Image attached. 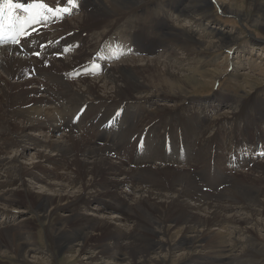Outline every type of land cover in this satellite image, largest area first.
<instances>
[{"label":"bare ground","instance_id":"1","mask_svg":"<svg viewBox=\"0 0 264 264\" xmlns=\"http://www.w3.org/2000/svg\"><path fill=\"white\" fill-rule=\"evenodd\" d=\"M234 1L239 6L248 0ZM134 3L141 12L158 8L157 0L86 2L73 24L65 21L62 25V35L74 31L67 38L79 37L82 43L70 56L30 57L14 45L0 47V214L8 217V208L22 204L26 197L38 218L46 221V236L58 252L81 245L82 251H96L97 258L113 257L126 264H261L264 245L258 241L264 242V236L257 234V227L261 224L264 228V193L254 182L264 181L263 160L250 171L228 176L226 182L232 178L228 185L211 193L197 182L195 166L162 167L144 162L132 168L114 158L140 128L161 116H165V125L181 124L184 116L186 121L201 118L199 110H193L194 102L191 106L183 100L163 97L159 103V99L148 96L150 86L158 81H164L165 86L179 84L177 76L168 74L165 67L157 79H150L146 85L142 82L145 74L158 71L159 63L151 60L141 65L117 63L95 78L79 81L62 78V72L85 62L100 45L95 35L103 40L112 36L114 30L123 29L124 24H133L127 21L131 16L120 15V9ZM260 5L261 2H256L250 8L253 12L247 14L246 19L254 26H264V15L254 16ZM237 10L230 6L228 11L241 15L242 11ZM145 17L150 23L139 22L137 27L154 25L151 37L158 36L163 48L167 47L162 43L163 33L169 28L167 16ZM81 27L88 30L86 37ZM188 74L187 81L191 83L196 74ZM124 101L132 107L148 103L151 108L147 112L144 107L147 115L142 116L140 123L132 122L117 141L101 143L98 133L106 116L104 108ZM83 104H88L87 125L94 130L88 135L81 134L80 128L67 131L69 117ZM257 107L247 103L235 117L236 122L228 126L230 130L264 122V110ZM51 109L54 115H49ZM136 116L134 113L131 119ZM220 118L228 119L223 122ZM220 118L213 117L206 130L232 122V118ZM57 132L65 133L63 141L50 137ZM207 141L205 137L197 160L202 161L211 152L212 146L206 145ZM14 147L21 155H9L8 151ZM30 148H34V154L32 163L26 167L18 159ZM202 170L199 167L198 172ZM162 172L171 175L167 184L156 180ZM35 184H39V189H35ZM93 203L98 205L96 213H87L85 209ZM104 209L116 210L122 217L97 214ZM232 209L243 213L228 214ZM127 218L133 220L131 225L124 223ZM33 219L34 216L0 224V254L23 262H29L31 257L34 264H54V255L49 250L45 254L34 244V232L29 226ZM213 226L226 228L229 233L211 234ZM234 232L237 236L230 235L232 246L227 236L229 239ZM244 242H250L251 246L242 247ZM237 247L244 252L234 258L236 254L232 252ZM180 249L183 252L176 257L173 252ZM40 252L41 256H35Z\"/></svg>","mask_w":264,"mask_h":264},{"label":"rangeland","instance_id":"2","mask_svg":"<svg viewBox=\"0 0 264 264\" xmlns=\"http://www.w3.org/2000/svg\"><path fill=\"white\" fill-rule=\"evenodd\" d=\"M256 2H261V5L258 9L255 8L257 11L254 12V16H263L264 0H248L244 4L242 2L239 6L235 5L234 0H157L158 8H152V10L149 9L148 11H139L138 4L135 3L127 8H122L120 9L121 16H137L140 23H150L145 16H167L169 28L164 31L162 36V39L164 38L162 43L164 46H167L164 47L165 49L163 48L166 56L153 58L139 55L137 57L120 59L112 65L116 66L117 63L129 64L137 62L138 65H141L145 61L153 60L155 63H159L158 71L145 74L142 82L148 85L150 79H157L159 73H163L166 70L164 68L167 67L170 70H166L168 74L177 76L175 78H178L177 80L180 83L165 86L164 81L162 83L161 81L156 82V84L150 86L152 89L148 96L151 99H159V103H161L160 98L163 97H169L177 102L205 96L212 97L213 94L216 95L218 100L224 97L225 100L231 101L228 102L230 105L223 106L219 109L216 117L226 116L232 118V125V123L236 122L235 117L245 109L247 103L250 105L254 104V107L258 106L257 110H264V26H254L250 19V21L247 20V16L253 12L250 8ZM230 6H233L235 10H241L242 16L236 12H229ZM77 17L78 15L71 17V19L66 20V23L70 22L73 24ZM142 19L143 21H141ZM128 22L137 25L140 24L136 21ZM127 26V23L124 24L123 29H120L118 32L120 35L128 38L126 32H130L134 28L125 29ZM83 27L81 29L83 32H86V29ZM81 29L79 30L78 28L77 31H81ZM157 34L159 35V33ZM94 39L98 43L102 40L96 35ZM173 70L175 71L172 72ZM192 72L196 74V79L194 78V81L190 83L187 81V78L188 73L192 74ZM221 94L224 95L221 96ZM196 105H199V102L194 101V106ZM51 111L52 113L49 115H54L52 109ZM47 133L49 134V132ZM50 137L63 141L65 133L57 132ZM8 152H10V156L16 154L21 155L20 151L17 152L15 147L10 148ZM33 152L34 148H30L27 154L19 157L18 161L26 167L30 166ZM157 177L156 180L167 184L170 182L171 175L170 173L162 172L158 173ZM254 184L261 187L262 184L264 185V181H255ZM35 185V189H39V184ZM28 201L24 197L22 204L11 205L12 207L8 208V217L1 213L0 224L7 223L8 221L9 223L17 222L34 216L35 219L29 223V226L32 227L34 232L35 242H33L39 247V250L43 252L49 250L54 255L52 258L54 264H126V262H121L120 259L118 260L113 257L97 258L96 251H92L93 253L82 251L81 245H77L71 251L58 252V249L46 236V221L38 218V214L31 208L32 205ZM97 208L98 205L93 203L85 211L87 213H96ZM104 210L97 214L106 216L118 215L122 217L121 213L119 214L116 210ZM227 213L242 215L243 212H240V209H232L228 210ZM132 222V219H128L124 223L131 225ZM262 222L264 223V219H262ZM217 227L213 226V230L210 233L213 234L215 231L220 234L229 233L226 228ZM257 228L260 231H257V234L264 236V228L262 225L259 224ZM231 234L232 236H237V233H230L229 239L227 236L228 243L232 245ZM258 242H262L261 244L264 245L263 241ZM249 246H251L250 242H244L242 245V247ZM242 250L237 247L232 252L234 255L236 254L233 257H241L244 252ZM182 252L183 250L180 249L173 252V254L177 257ZM41 255L42 253L40 252L35 256ZM161 255L164 256L165 253H161ZM32 260L30 257L29 262H23L17 260V258H3L2 254H0V264H34ZM259 262L264 264V258H261Z\"/></svg>","mask_w":264,"mask_h":264},{"label":"snow or ice","instance_id":"3","mask_svg":"<svg viewBox=\"0 0 264 264\" xmlns=\"http://www.w3.org/2000/svg\"><path fill=\"white\" fill-rule=\"evenodd\" d=\"M68 4L74 3V0H67ZM21 9L27 15L20 17L16 16L14 10ZM7 11V19L10 21V28L12 29L11 38L14 43H19L16 39V36H23L27 38L30 33L28 32L29 27H33L36 23L41 22L42 20L47 19L46 13H59L62 11V8L52 7L49 4L43 2V0H33L32 3H22L18 0H0V19L5 18V12ZM64 12H67L66 7L63 8ZM3 25L0 24V36L2 33ZM37 57L40 56L39 52L34 53ZM59 55V53H57Z\"/></svg>","mask_w":264,"mask_h":264}]
</instances>
